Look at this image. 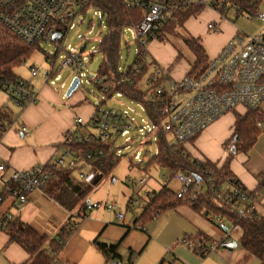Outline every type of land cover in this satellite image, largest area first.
I'll list each match as a JSON object with an SVG mask.
<instances>
[{
  "label": "crops",
  "instance_id": "0c3cea01",
  "mask_svg": "<svg viewBox=\"0 0 264 264\" xmlns=\"http://www.w3.org/2000/svg\"><path fill=\"white\" fill-rule=\"evenodd\" d=\"M77 8L78 6H72L67 13ZM205 10L214 13V16L207 25L204 23L203 30H199L196 22L201 19ZM205 10L199 17L190 18L185 23L183 31L201 39V44L211 60L241 31L232 19L222 18L212 9ZM210 23L219 24L221 31L211 32L208 27ZM161 46H164L163 42L151 41L149 55L166 70L168 78L181 80L188 75L190 63L176 65L165 51V46L163 48ZM16 76L24 79L17 73ZM74 76L76 77L75 74ZM24 80L38 92V100L36 104L23 109L12 104L19 114L15 113L14 123L0 138V162L6 165V171L0 175V264L32 262L27 251L18 242L10 240V236L4 230L7 221L21 220L50 239L57 238L66 227L72 214L51 200L43 191L30 192L26 204L18 206L13 195L15 187L11 177L15 171H26L52 164L63 151L64 136L76 130L75 115L89 120L97 106L86 101L80 92H74L71 99L65 101L62 96L63 90L57 93L46 83L45 78L40 82L26 78ZM4 105L9 106L8 103H3V107ZM261 109L264 111V104ZM247 112L244 107H238L182 147L193 159L216 163L219 166H222L232 154L229 169L235 179L260 200L264 190L261 187V177L264 175V132L258 136L249 152L232 153V149L230 151L227 149V146L232 144L236 115L244 116ZM23 127L30 130L29 135L22 132ZM134 166L139 172H146L151 167L145 165L142 168L131 158L120 171L116 167L111 176L88 197L89 206L85 210V216L78 217L77 212L74 213L78 225L63 248V255L71 264H108L94 245L98 238L106 243L120 242L119 253L124 262L132 252L135 255L134 264H261L259 259L240 246L242 231L239 228L226 233L211 221V217L195 211L184 201L176 208L158 214L151 222L140 223L141 229L137 228L139 225L137 221L151 198L165 187L164 174L171 173L167 169L169 173H160L162 179L158 189L155 183L145 189L147 181L139 176V172L132 171ZM131 176L144 181V185H130L128 179L132 178ZM167 187L174 192L181 188L173 180ZM109 203H115L117 209L109 210L107 208ZM94 204H98L99 207H94ZM255 210L264 217V203H257ZM120 213L124 218L118 217ZM199 234L211 241L205 244L215 246L213 252L203 257L182 243L185 238ZM229 242H237L238 247L235 249L223 247Z\"/></svg>",
  "mask_w": 264,
  "mask_h": 264
},
{
  "label": "built area",
  "instance_id": "2783aa9c",
  "mask_svg": "<svg viewBox=\"0 0 264 264\" xmlns=\"http://www.w3.org/2000/svg\"><path fill=\"white\" fill-rule=\"evenodd\" d=\"M122 1L128 8H141L145 12V16L139 24L125 30V32L132 34L138 46L133 64L135 74L140 72L141 65L149 59L150 42L159 40V32L167 24L175 21V15L181 9L192 6L204 7L216 11L222 18H226L224 14L229 12L234 18L245 16L251 21L257 19L264 21L263 12L258 11L254 15L246 13L240 15L237 7L226 0ZM80 2V0H2L3 10L0 12V17L11 31L27 43L53 42L56 34L54 22L67 13L70 7L79 6ZM71 25L72 23L69 24V28ZM208 27L215 33L221 31L219 24L210 23ZM60 52L64 53L61 56L60 64L55 67V60L51 61L52 69L45 76L46 83L54 88L57 93L66 88L65 84L57 86V82L62 79L63 71L73 72L80 80V88H84V79L86 78L91 83H102L100 77L97 75L91 77L87 72L91 57L85 55L81 48L78 51L71 46L62 45L59 47ZM155 65L153 75L148 78L146 87L154 88V92L151 93L152 99H158L161 102L160 112L163 117V129L173 137V145L175 146H182L192 141L211 124L240 106L249 111L258 110L264 104V34L245 38L244 33L239 32L215 58L209 61L208 69L199 79L191 78L188 75L181 80L169 79L166 70L156 62ZM125 67H119L120 72L125 71L126 73L121 76L119 81L104 87L101 90L102 95L109 92L111 85L132 83ZM31 75L33 77L38 76L39 70L35 67L32 68ZM0 87L10 94L13 103L20 108L23 105L28 106L37 103L38 92L22 78L5 77L0 71ZM115 97L124 96L121 93H117L111 98L104 95V99L97 103L91 119L86 120L79 116L74 119L76 130L70 131L64 136L63 151L51 166H37L26 171H15L12 174L11 181L15 184L13 195L18 206L26 204L30 192L42 191L47 183L54 178V174L48 170V167L73 166V161L76 158L75 146L88 144L92 141V136L88 132L89 128L95 130L101 139L113 142L114 145L115 139L120 137L126 138V146L132 144L135 138L130 136L136 128H139V132L150 137L151 140L155 137L150 122L146 127L135 126L129 112L107 107V102ZM103 103L105 104L103 105ZM262 131L264 132V124ZM22 132L29 135L30 130L23 127ZM227 149L230 151L232 144H229ZM120 153L121 151L117 152V155L123 156ZM96 155L101 156L102 152L87 154L86 160L79 164V166H83L76 173L79 181L89 183L94 179L96 171L93 170L89 161L93 160ZM134 156L139 159L141 153L137 151ZM5 171V163L0 162V175ZM170 180L181 186L177 192V198L184 202L195 200L206 186L202 179L199 181L196 176L189 173L180 172L168 177L164 176L165 187L169 185ZM261 181L264 182V175L261 177ZM128 182L133 186L144 185L145 183L135 178H129ZM234 192L242 197L243 202H250L253 210H255L257 203H264V190L260 200L247 190L238 191L235 188ZM94 207H99V205L94 204ZM107 208L114 211L117 206L115 203H109ZM158 214L160 213H155L154 218ZM118 217L122 219L124 215L120 213ZM211 221L215 222L218 227L224 224L220 217L211 218ZM137 228L141 229L142 227L138 225ZM182 243L202 257L215 249L214 245L200 244L196 246L186 238ZM110 264L122 263L119 260H112Z\"/></svg>",
  "mask_w": 264,
  "mask_h": 264
},
{
  "label": "trees",
  "instance_id": "16d2710c",
  "mask_svg": "<svg viewBox=\"0 0 264 264\" xmlns=\"http://www.w3.org/2000/svg\"><path fill=\"white\" fill-rule=\"evenodd\" d=\"M226 1L234 4L240 15L244 13L248 15L256 14L264 2V0ZM1 2L2 0H0V12L3 10ZM89 10L101 14L99 26L105 28V33L100 38L97 49L90 54L91 59H94L97 53H101L103 57L97 72V76L102 79V83H92L96 92L101 94L104 87L112 82L119 81L121 76L126 73L125 71L123 73L119 71L124 44L130 49L129 44L123 40L124 32L126 28L139 24L143 20L145 12L141 8L126 7L122 0H81L76 10L65 13L54 22L56 33L61 34L60 38L66 35L69 24L72 23L76 15L82 14L85 17ZM204 10V7L197 6L181 9L176 13L175 21L167 24L159 32V41L170 42L172 38L179 39L190 52L192 60L188 76L194 79L203 76L209 67L210 60L201 44V39L184 33L183 28L190 18L198 17ZM229 15V12L224 14L226 18ZM92 25L93 22L90 26L92 27ZM38 48L39 43H27L11 31L0 17V71L5 77L17 78L15 70L28 61ZM81 51H86V44L81 47ZM182 57V54H179L176 61H179ZM134 62L125 67L132 83L126 82L118 86L111 85L109 92L104 95L111 98L113 95L121 93L124 97L143 106L158 145L157 154L149 159L145 167L159 165L171 174L183 172L202 179L206 184L204 190L195 200L185 203L195 211L203 213L206 217L212 219L222 218L224 224L221 228H227L226 233L239 228L242 231L239 240L240 246L259 259L261 264H264V217L252 209L250 202H243L242 197L235 194V188L238 191H246V189L235 179L229 169L232 154L222 166H219L216 163L195 160L182 146L169 143V134L163 129V117L160 112L161 102L158 99H152L151 93L154 92V88L146 87L148 78L153 75L155 70V62H144L137 74L133 72ZM0 89L5 90L2 87ZM86 101L90 102L88 98ZM25 107L23 105L22 109ZM15 116V112L10 107L0 108V138L14 123ZM263 124L264 111L261 108L249 110L244 116L236 115L235 131L231 142L237 152L246 153L253 148L258 136L262 133ZM88 132L92 136V141L88 144L75 146L76 158L73 161V166L48 167V170L54 174V178L47 183L42 191L51 200L72 214L66 227L63 228L58 237L50 239L21 220L7 221L4 227V230L10 236V240L18 242L30 255L31 264H71L64 257L63 248L78 225L74 213L77 212L78 217L85 216V210L89 206L88 197L111 176L123 157L117 155L118 149L113 142L101 139L93 129L89 128ZM235 138H237L236 143L233 142ZM99 151L102 152V155H96L93 160L89 161L93 170L96 171L94 179L89 183L79 181L76 173L83 167L79 164L86 160L87 154H96ZM261 187H264L263 181H261ZM182 202L181 199L177 198V192L164 187L163 190L151 198L143 214L138 219L137 225L151 222L155 213L172 210ZM186 239L192 241L196 246L211 242L208 237L202 234L189 236ZM94 245L106 258L108 264L112 260H119L122 264H134L135 255L132 252L124 262L125 260L119 253L120 242L106 243L98 238L95 240Z\"/></svg>",
  "mask_w": 264,
  "mask_h": 264
},
{
  "label": "rangeland",
  "instance_id": "374dc122",
  "mask_svg": "<svg viewBox=\"0 0 264 264\" xmlns=\"http://www.w3.org/2000/svg\"><path fill=\"white\" fill-rule=\"evenodd\" d=\"M210 10V9H209ZM259 12L264 13V2L261 4L259 8ZM200 16V15H199ZM198 16V17H199ZM214 16V13L205 10L202 13L201 19L196 22V26L199 30L204 29V23L207 25L208 21H210ZM251 17V16H249ZM197 18V17H196ZM235 24L237 25L238 29H240L241 33H244L245 38H249L250 36H255L264 33V21L260 20H249L245 16H240L239 18H234L232 14L229 15ZM100 14L94 10H89L87 15L84 17L82 14L76 15L72 21V25L69 28L68 32L64 37H62L59 41L53 43L51 41L44 42L41 41L39 43V48L34 52L32 57L26 61L21 67L15 70V72L23 77L24 79L32 80L34 82H40L43 78H45L46 74L51 71V61L55 60V67H57L61 62V56L64 55L63 52L59 53V47L62 45L67 47L71 46L73 49L80 51V48L86 44V51L84 52L85 55H89L91 52L97 49L99 40L105 33V28H101L99 26ZM93 22L92 27L90 26ZM210 30V29H209ZM213 32L212 30H210ZM124 42H128L130 49L124 44L121 52V67L124 68L126 65H131L135 61L136 52L138 49L137 43L135 42L133 36L129 32H124L123 36ZM165 46V51L167 54L173 58V62L177 64L184 65L185 63H190L192 60V55L187 50V48L183 45L181 40L172 38L170 42H163ZM167 44V45H166ZM169 45V46H168ZM154 46V45H152ZM164 46H161L162 48ZM171 46V47H170ZM153 48V47H151ZM150 50V45H149ZM162 52V51H161ZM166 57L168 55L162 52ZM182 54V58L179 61H176L177 56ZM49 58V59H48ZM215 58V57H214ZM102 54L97 53L94 59H91L88 63L87 72L91 77H95L97 75L98 69L102 62ZM213 59V58H212ZM153 58L150 57L148 61H152ZM36 68L39 70L38 77H32L31 69ZM75 78L74 73L71 71H63L62 79L57 82V86L59 87L62 84L66 85V88L63 90V97L65 101H69L71 98L66 96L67 90L71 85L73 79ZM84 87L78 89L75 93H82L85 96V99H89L90 102L93 104L99 103L104 96L100 93L96 92L95 87L93 84L86 78L84 79ZM74 93V94H75ZM12 99L9 96L8 92L3 89H0V108L3 107V103H8V107H12L16 114H19V111L15 108L14 103H12ZM2 105V106H1ZM7 105V104H5ZM4 105V106H5ZM11 105V106H10ZM107 107H114L120 111H127L130 113L131 117L135 122V126L139 125L140 127H146L148 125V117L143 108V106L139 103L133 102L132 100L126 97H115L112 100H109L106 104ZM77 117V114L75 115ZM135 138L132 144L126 146V138L120 137L115 139V146L118 149L117 151H121L120 155L122 154L123 157L118 164V170L124 168L126 163L132 161L134 163H138L143 168L149 159L154 157L158 152V145H157V138L156 136L152 138L145 136V134H141L139 132V128L134 129L131 136ZM169 143L173 144V137L168 135ZM140 152L141 156L139 159L135 158V153ZM150 169L146 172L138 171L137 167H133V172H139V176L147 181V186L144 187L147 189L151 187L154 183L158 186L160 184V180L162 176L160 173H169L166 169L154 165L149 167ZM165 176H170L169 174H164ZM132 178L134 176H131ZM172 180H170L171 182ZM139 188V187H138Z\"/></svg>",
  "mask_w": 264,
  "mask_h": 264
},
{
  "label": "water",
  "instance_id": "95a60500",
  "mask_svg": "<svg viewBox=\"0 0 264 264\" xmlns=\"http://www.w3.org/2000/svg\"><path fill=\"white\" fill-rule=\"evenodd\" d=\"M61 37V34H55L54 38H53V42H57L58 39H60ZM80 88V80L78 77H75L71 83V85L69 86L68 90H67V93H66V96L69 98L71 97V95L76 92L78 89ZM237 141V138L234 139V143H236ZM237 150L236 148L233 146L232 147V153H236ZM198 180L200 181L201 179L198 178ZM225 231H227V228L224 229ZM223 247L225 248H230V249H235L238 247V243L237 242H230V243H225L223 245Z\"/></svg>",
  "mask_w": 264,
  "mask_h": 264
}]
</instances>
